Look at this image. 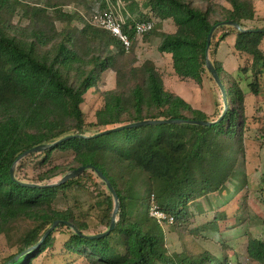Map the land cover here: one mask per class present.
I'll return each instance as SVG.
<instances>
[{"label":"trees","instance_id":"1","mask_svg":"<svg viewBox=\"0 0 264 264\" xmlns=\"http://www.w3.org/2000/svg\"><path fill=\"white\" fill-rule=\"evenodd\" d=\"M73 1L87 14L66 11L58 0H0V235L12 250L0 264L36 246L56 220L72 223L81 233L62 223L13 264H35L41 255L66 254L84 264H241L225 244L221 254L207 249L171 251L165 227L191 233L193 224L205 220L219 227L227 218L223 207L233 206L229 203L237 193L231 192L228 201L216 195L219 208L211 201L209 216L200 221L198 199L210 198L227 184L241 191L247 183L242 160L243 130L249 122L245 93L239 79L225 71L218 52L221 43L234 36L235 51L251 59L241 75L252 79L247 85L253 95H263L264 32L258 30L264 27L240 31L221 26L212 37L209 57L228 96L221 121L118 127L159 119L213 122L220 116L167 90L156 62L140 59L137 23H153L141 37L171 55L179 78L202 85L207 75L218 86L206 66L208 34L225 20L248 28L246 22L258 20L256 0H144L141 6L147 11L132 7L139 15L129 17L124 26L132 39L129 49L111 31L91 23V0ZM97 2L107 7L105 0ZM167 20L174 23V32L164 30ZM110 71L123 83L102 92L95 120L88 122L82 108L85 95ZM38 145L48 146L22 158L16 167L18 181L14 180L11 168L17 157ZM60 157L70 160L59 162ZM88 164L104 173L120 203L115 227L94 238L88 235L109 228L115 207L106 183L88 169L51 185ZM28 169L39 171L36 178H29ZM155 210L166 217L159 220ZM93 214L98 218L95 226L90 223ZM64 231L68 239L57 250L55 234ZM250 236L247 258L264 264V240Z\"/></svg>","mask_w":264,"mask_h":264},{"label":"rangeland","instance_id":"2","mask_svg":"<svg viewBox=\"0 0 264 264\" xmlns=\"http://www.w3.org/2000/svg\"><path fill=\"white\" fill-rule=\"evenodd\" d=\"M62 1L63 8L66 11L80 9L83 14H87V10L82 8L78 2L73 0H58ZM144 0H121V10L124 15L130 14L131 17L137 18L138 11L131 10L136 5L141 6ZM118 0H112V8L117 10ZM97 0H91L88 7H95ZM99 5V4H98ZM257 17L258 20L246 22L248 28L264 27V0H256ZM141 10L147 11L146 8L140 7ZM139 9V8H138ZM90 15H87L89 18ZM18 20V17L15 21ZM176 29L171 20L165 21L164 30L172 32ZM138 54L141 60L153 59L163 76L167 90L177 93L189 101L195 108L204 110L206 113L212 115L217 111L222 115L224 112V101L221 89L214 84V81L207 75L204 77L202 85L196 83L192 79H181L174 72L172 58L169 54H161L158 47L150 42L143 40V37L138 39ZM235 37L229 36L224 42L218 52V59L221 61L225 71L233 74L239 79L241 86L245 93V111L249 119L243 130V165H245L247 183L243 190L239 191L237 187L232 184H227L219 193L212 194L210 198H200L198 202L201 204L202 211L199 214L198 210L192 203L190 208L192 213L197 215L200 221L209 216L208 208L212 201L213 204L219 208V201L215 200V196L223 197V200L228 201L227 197L231 192L237 193L236 200H231L227 210V218L219 227L214 226L210 220L197 222L192 225L190 230L181 228L178 230L167 231V242L171 251L180 252L185 248L199 253L205 249L215 254H221L223 251L222 244L227 245L232 259L235 260L236 254L239 256L241 264H260L252 259L248 260L246 248L250 235L264 240V94L253 95L250 91L247 81L252 79L248 76L241 75L240 70L251 64V59L245 55L238 53L234 49ZM264 47V42H263ZM262 85L264 87V76L261 77ZM118 83H123L122 78L116 76L112 71L104 74L103 80L97 87L89 90L85 95V101L82 108L86 114L87 121L95 120V112L101 106L103 98L102 92L106 89L116 86ZM220 117V116H219ZM218 119V118H217ZM94 131V130H92ZM91 131V132H92ZM69 158L60 157L59 162L69 161ZM39 171L28 169L26 174L29 178H36ZM60 177L56 178L59 180ZM227 195V196H226ZM236 201V202H235ZM237 221V222H236ZM92 226L98 223L96 214H93L90 220ZM220 228V229H219ZM68 232H57L56 249L60 250L65 240L68 239ZM6 239L0 235V259L6 257L11 253ZM59 256L52 258L46 255H41L35 260V264H84L82 259L76 255Z\"/></svg>","mask_w":264,"mask_h":264},{"label":"water","instance_id":"3","mask_svg":"<svg viewBox=\"0 0 264 264\" xmlns=\"http://www.w3.org/2000/svg\"><path fill=\"white\" fill-rule=\"evenodd\" d=\"M221 26H232V27L237 28L240 31H256L255 29L244 28V27H242V25L240 23H238V22H236L234 20H225V21H221V22L215 24L211 28V30H210V32L208 34V43H207V48H206V66H207V69L209 70V72L211 73V75L213 76L214 80L217 82L218 86L220 87V89L222 91L223 101H224V105H225L223 114L220 115V117L216 121L212 122V121L192 120V119H190V120H184V119H180V120L179 119L144 120V121L128 123V124L120 126L118 128L138 126V125H144V124H161V123H173V122H187V123H192V124L210 125V124H212L214 122L221 121L225 117V114L227 113V110H228V96H227L226 89H225V87L223 85V82H222V80L220 78V75H219V73L217 71V68L213 64V62L211 61V59L209 57V49H210V44H211L212 37H213L215 31L218 28H220ZM258 31H263L264 32V29H260ZM82 136L88 137L87 135H82ZM69 137H71V136H68V137H66L64 139H67ZM64 139H61L58 142H60V141H62ZM47 146L48 145H38V146H35V147H33V148L21 153L17 157V159L15 160V162H14L12 168H11V176H12V178L14 180L18 181L17 178H16V167H17L18 162L22 158H24L29 153L44 149ZM88 169H93L98 174V176L106 183L109 191L112 193V195L114 196V199H115V207H114L113 216H112V220H111V224H110L109 228L103 233H99V234H95V235H88V237L94 238V237H99V236H102L104 234H107L110 230H112L115 227L116 222H117L118 212H119V209H120V203H119L118 195H117L114 187L112 186L111 182L104 175V173L100 169L95 167L94 165L88 164V165L80 166L78 168L70 170L64 176H62L57 182L51 183V185H55V184H59V183H62V182H66V181H68L70 179L78 177V176H80L82 173H84ZM20 183H22L24 185H32V186L33 185H37V184H30V183H25V182H20ZM62 223H66L72 229H75L78 233H81L78 229H76V227L72 223H70L68 221H63V220H56L53 223V225L46 231V233L44 234L42 240L36 246L32 247L31 249H29L27 251H24L22 254L18 255L17 257H15L12 261L8 262L7 264H13V262L17 261L21 256H23L24 254H26L29 251L33 250L34 248L38 247L40 245V243Z\"/></svg>","mask_w":264,"mask_h":264},{"label":"built area","instance_id":"4","mask_svg":"<svg viewBox=\"0 0 264 264\" xmlns=\"http://www.w3.org/2000/svg\"><path fill=\"white\" fill-rule=\"evenodd\" d=\"M106 8L102 9L100 3L97 2L95 7L92 6L93 13L91 16V23L97 27L104 28L111 31L114 35L118 36L124 46L129 49L132 45V39L128 33L124 31V26L131 17L130 14L124 15L121 10V0H118L117 10L112 8V0H105ZM99 4V5H98ZM153 27V23L150 21H143L136 24V32L139 36H142L146 32L150 31ZM159 220L165 218V214L161 211L155 210L153 212Z\"/></svg>","mask_w":264,"mask_h":264},{"label":"crops","instance_id":"5","mask_svg":"<svg viewBox=\"0 0 264 264\" xmlns=\"http://www.w3.org/2000/svg\"><path fill=\"white\" fill-rule=\"evenodd\" d=\"M172 32H174V31H172ZM162 54V53H161ZM157 64V63H156Z\"/></svg>","mask_w":264,"mask_h":264}]
</instances>
